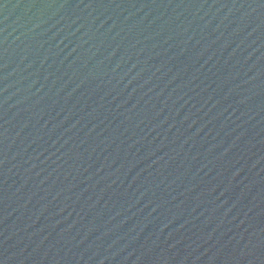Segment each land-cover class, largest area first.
<instances>
[{
	"label": "water",
	"instance_id": "1",
	"mask_svg": "<svg viewBox=\"0 0 264 264\" xmlns=\"http://www.w3.org/2000/svg\"><path fill=\"white\" fill-rule=\"evenodd\" d=\"M0 264H264V0H0Z\"/></svg>",
	"mask_w": 264,
	"mask_h": 264
}]
</instances>
